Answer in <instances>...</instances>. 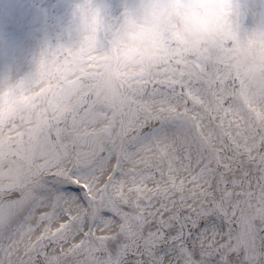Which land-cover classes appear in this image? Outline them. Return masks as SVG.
Wrapping results in <instances>:
<instances>
[{"label": "snow or ice", "instance_id": "1", "mask_svg": "<svg viewBox=\"0 0 264 264\" xmlns=\"http://www.w3.org/2000/svg\"><path fill=\"white\" fill-rule=\"evenodd\" d=\"M0 264H264V83L204 60L0 148Z\"/></svg>", "mask_w": 264, "mask_h": 264}, {"label": "clouds", "instance_id": "2", "mask_svg": "<svg viewBox=\"0 0 264 264\" xmlns=\"http://www.w3.org/2000/svg\"><path fill=\"white\" fill-rule=\"evenodd\" d=\"M210 54L264 83V0H58L35 7L0 30V121L28 118L56 84L86 73L113 103L170 59L188 65Z\"/></svg>", "mask_w": 264, "mask_h": 264}, {"label": "rangeland", "instance_id": "3", "mask_svg": "<svg viewBox=\"0 0 264 264\" xmlns=\"http://www.w3.org/2000/svg\"><path fill=\"white\" fill-rule=\"evenodd\" d=\"M57 2L58 0H0V30L18 24L22 20L23 15L32 8L52 5ZM217 59L226 58L222 55L211 54L207 58L193 57L188 65H181L174 59H170L160 66L154 74L167 76L172 71L186 73L195 68L201 61ZM182 68H187L188 70L182 72ZM91 79V75L86 73L78 80H73L67 84L61 81L56 84L54 93L46 94L41 102L32 109L28 118L21 117L0 121V148L16 156H21L32 139V133L41 125L70 117L76 108L87 107L92 102H96L97 107L102 109L107 102L92 87ZM49 97H52L51 101ZM57 104H64V111L61 112L57 108Z\"/></svg>", "mask_w": 264, "mask_h": 264}]
</instances>
